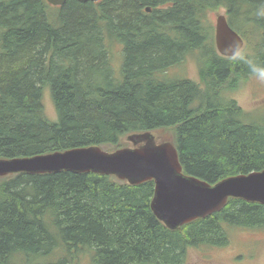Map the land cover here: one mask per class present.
Wrapping results in <instances>:
<instances>
[{
	"label": "trees",
	"instance_id": "trees-1",
	"mask_svg": "<svg viewBox=\"0 0 264 264\" xmlns=\"http://www.w3.org/2000/svg\"><path fill=\"white\" fill-rule=\"evenodd\" d=\"M157 1L173 4L158 9ZM146 6L153 11L144 13ZM219 8L245 42L255 37L246 54L264 65V0H67L61 7L0 0V158L93 145L110 151L127 146L128 134L169 129L189 175L213 184L263 170L264 117L246 121L225 95L251 74L217 52L205 18ZM193 52L201 57L199 81L166 74ZM45 88L54 120L44 111ZM154 191V181L132 185L95 172L1 177L0 264L19 253L64 264L49 260L55 250L85 253L92 264H182L191 247L226 245L229 226L264 227V204L232 197L171 230L152 211Z\"/></svg>",
	"mask_w": 264,
	"mask_h": 264
},
{
	"label": "water",
	"instance_id": "water-1",
	"mask_svg": "<svg viewBox=\"0 0 264 264\" xmlns=\"http://www.w3.org/2000/svg\"><path fill=\"white\" fill-rule=\"evenodd\" d=\"M46 1L63 6L67 0ZM215 44L218 52L227 57L244 46V39L229 25L225 14L217 15ZM127 140L131 142L130 146L114 151L93 145L0 158V177L22 172L72 171L113 175L132 185L154 181L152 211L171 230L220 211L230 197L264 204V169L231 175L212 184L183 171L178 150L169 136L158 132H135L128 135Z\"/></svg>",
	"mask_w": 264,
	"mask_h": 264
},
{
	"label": "rangeland",
	"instance_id": "rangeland-1",
	"mask_svg": "<svg viewBox=\"0 0 264 264\" xmlns=\"http://www.w3.org/2000/svg\"><path fill=\"white\" fill-rule=\"evenodd\" d=\"M217 14H226V9H211L205 18L206 24L210 25L212 29L213 43ZM234 28L238 30L237 27ZM252 39H255V37ZM252 39L245 42L243 52L253 53L256 39L255 41ZM121 52V45L115 44L112 48V54L113 62L116 66L120 64ZM198 52L188 54L181 63L169 68L166 74L171 77L182 76L199 81L201 65L199 59L201 60V57ZM226 88L228 89L229 87L227 86ZM227 93L225 94L226 97L235 99L242 107L246 121L261 123L260 120L264 117V84L249 76V79L241 83L238 88H234L233 91ZM43 104L46 116L51 120L56 119L55 106L51 93L47 88H45L43 93ZM165 132L172 136V130L168 129ZM122 143L128 144L124 138ZM227 232L229 241L226 245H198L191 247L188 249L185 262L182 264H264V227L244 228L229 226ZM35 259L37 258L26 257L19 253L14 255L8 264H36ZM49 260L53 262L61 260L64 264H92L89 256L85 255V253L68 255L67 252H61L60 250H55Z\"/></svg>",
	"mask_w": 264,
	"mask_h": 264
},
{
	"label": "clouds",
	"instance_id": "clouds-1",
	"mask_svg": "<svg viewBox=\"0 0 264 264\" xmlns=\"http://www.w3.org/2000/svg\"><path fill=\"white\" fill-rule=\"evenodd\" d=\"M261 15H264V13H261ZM231 59L237 62L245 63L250 70L251 76L257 82L264 84V65L255 63L254 60L248 56V54L239 50L232 54Z\"/></svg>",
	"mask_w": 264,
	"mask_h": 264
},
{
	"label": "flooded vegetation",
	"instance_id": "flooded-vegetation-1",
	"mask_svg": "<svg viewBox=\"0 0 264 264\" xmlns=\"http://www.w3.org/2000/svg\"><path fill=\"white\" fill-rule=\"evenodd\" d=\"M156 8H158V9H166V8H168V7H170L173 3H172V1H164V2H162V1H157L156 2ZM153 11V7H151V6H146V8L145 9H143V12L145 13H151Z\"/></svg>",
	"mask_w": 264,
	"mask_h": 264
}]
</instances>
